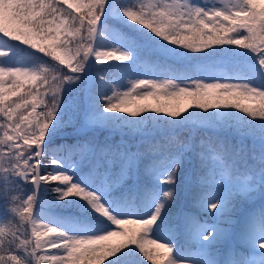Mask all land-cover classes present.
<instances>
[{"label":"snow or ice","instance_id":"1","mask_svg":"<svg viewBox=\"0 0 264 264\" xmlns=\"http://www.w3.org/2000/svg\"><path fill=\"white\" fill-rule=\"evenodd\" d=\"M236 57L246 73L217 71ZM194 59L198 75H185ZM144 60L185 68L128 77L126 88L97 70L127 73ZM69 127L121 138L53 147ZM222 129L258 143L259 156L215 134L197 140ZM188 153L200 171L195 212L178 204L193 183ZM41 193L54 195L42 202ZM255 194L264 200V0H0V201L13 218H0V264H143L141 255L151 264H264V206L246 218L239 244L219 251L237 202Z\"/></svg>","mask_w":264,"mask_h":264},{"label":"trees","instance_id":"2","mask_svg":"<svg viewBox=\"0 0 264 264\" xmlns=\"http://www.w3.org/2000/svg\"><path fill=\"white\" fill-rule=\"evenodd\" d=\"M117 3L126 4L125 1H120V0H118ZM114 25L116 27H119L122 31L128 32L132 35H137L136 33H131V29H129L127 26H125L123 24H118V25L114 24ZM11 43L18 44V42H14V41ZM20 47L25 49L26 52L33 51L24 45H21ZM239 52H241V51H239ZM36 55L42 56L43 54L36 53ZM188 55L193 56V57H200V56H203V53H191V52H189ZM18 59L22 60L23 62H28V57L24 53H22L21 56L18 57ZM44 59H47V57H45ZM234 60L239 61V62L243 61V59L240 57H236V58H234ZM113 63H115V62H113ZM197 64H198V60L194 59L191 62V64L187 66V71L184 74L188 75V76H193ZM168 65H173V68L171 71H169ZM184 68H185L184 65L176 64L174 61H171V60H169L167 62H164V61L154 62V61L144 60L140 64L136 65L130 72H127V73L116 72V71L112 70L111 68H109L107 64L97 66V70L103 72L104 75L107 76L109 80L111 78L123 79L126 75H129L131 72L136 71V70L144 71V72H148V73H154V74H162V75L164 74V75H168V77L179 76L180 73L184 71ZM104 90L109 91V86L105 85ZM149 114H150V116L156 115L154 113H149ZM162 115L163 114H161V116ZM125 131H127V129H125ZM64 132L67 133V135L62 136V137H56L54 144H53V147L57 144L64 145L65 147H67L68 145L74 144L76 139L86 140L90 137H95L100 142H104L106 138H108L110 142H117L121 138V133L119 131L112 132L108 128H97L94 130H86L80 137H77V138L70 137L71 134H70L69 130H67V129H63L62 134ZM213 134L218 135L222 139L230 141L232 144H235L238 146L240 145V143L242 141L243 146L246 149L251 151L253 148H255L256 155H257V157L259 156L258 143L254 144L253 140L250 138H241L238 135H235L231 129H222L216 133H213L210 130H202L200 133H198L197 140H199V138L201 136L207 137V136L213 135ZM179 135L181 138H184L188 135V132H179ZM125 139L129 140L130 143H133V144L135 143L134 140H132L131 138H129L127 136H125ZM58 155L60 156V158H66L67 152L59 153ZM189 156L191 157V160H192V166L190 167L189 171H187V172L185 171V172L192 176L193 183L190 184V183L185 182V184L182 186V188L180 189L178 204L181 208L189 209V210L195 212V211H197V209L195 208L194 205H195L197 194L200 192V188H199L198 184L196 183V181L198 180V177L200 175V171L196 167V165L198 164V160L192 153H188L185 156V160L187 158H189ZM52 183L54 184L55 182H52ZM23 188L25 190H29L31 187H30V184H24ZM18 194L22 195V193H18ZM53 195L54 194H52V193H48L47 196H45L43 193H41L40 199L42 202L46 199L51 200ZM251 202L252 203L255 202L253 204L254 209H260L262 206H264V200H261L259 195L255 194L251 199L244 200V201H238L235 209H238L240 207V205H248V204L250 205ZM46 207H48V206L46 205ZM70 211H72V210H70ZM73 214H75V213L73 212ZM200 215H201V219H204V220L209 219V213H207V212H201ZM0 218H3L5 222L13 219L11 216H9L5 213L2 201H0ZM237 229L240 230V227L238 226ZM176 244H177V248H179L181 245L184 244V238L181 236V238L176 241ZM105 264H108V262L105 261Z\"/></svg>","mask_w":264,"mask_h":264},{"label":"rangeland","instance_id":"3","mask_svg":"<svg viewBox=\"0 0 264 264\" xmlns=\"http://www.w3.org/2000/svg\"><path fill=\"white\" fill-rule=\"evenodd\" d=\"M120 1H125L126 2V4L127 3H129L130 2V0H120ZM117 2H118V0H117ZM192 2L193 3H196V4H199V3H201L202 2V0H192ZM208 2H209V4H212V3H214V2H216V0H208ZM110 26H114V25H112V24H110ZM145 31H147V30H145ZM149 35H152L151 33H149ZM158 39V38H157ZM232 49L234 50V51H236V52H239V51H241V52H243V51H245V50H242V49H239L238 47H236V46H232ZM178 50L179 51H187V50H185V49H179L178 48ZM206 51H208V52H212L213 51V49H208V50H206ZM189 53V52H188ZM47 59H50V58H47ZM249 63H251V64H256V61H255V59L254 58H252L250 61H249ZM105 65V64H104ZM197 66V65H196ZM216 68H217V71H226V72H228L229 74H234L235 72H237V71H242V72H247L248 71V68H247V66H246V62L243 60V61H241V62H239V63H233V62H230V63H227V64H224V63H217V65H216ZM65 71H67V69H65ZM196 75H198V73L195 71L194 72V74H193V77L194 76H196ZM144 76H147V77H157V78H159V79H165V78H170V77H168V75H159V74H154V73H148V72H142V71H139V70H136V71H133V72H131L129 75H126L123 79H115V78H111L110 80H113V79H115L116 80V86L117 87H123V88H126L127 86H128V83H129V81H128V77H144ZM77 95V97L79 98V94H76ZM190 111H191V109H190ZM144 115H147V116H150V114L149 113H146V114H144ZM164 119H171V118H169V117H163ZM77 127H79V124H77ZM67 130H69V132H70V134L71 133H76V128H73V127H69V128H66ZM85 130H87V129H85ZM85 130H83L81 133H83ZM63 136H66L67 135V133H63L62 134ZM185 165H187L186 167H185V171L187 172V171H189L190 170V167L192 166V161L190 160V158H188L187 160H185ZM30 187H31V185H30ZM243 207V205H240V207L238 208V209H235V211H234V215H236V214H238V213H240L239 214V216H238V219H237V225L240 227V230H241V227H242V225H243V223L245 222V220H246V218L249 216V215H255V216H258V214L256 213V212H254V211H252L251 209H247V210H245V211H243L242 213H241V208ZM240 230L239 229H237V231H236V233H235V235H234V237H232V239L227 243L230 247H228V248H226V251H225V253H224V255L225 254H227V253H230L231 252V248H233L234 246H236V245H238L239 244V233H240ZM220 247H221V245H219ZM232 246V247H231ZM219 247V248H220ZM50 251H56V250H50ZM141 260H143V264H151V262L150 261H147L146 259H144L143 258V256L141 255L140 257H139ZM109 259H111V258H109ZM107 261V260H106ZM108 262V261H107Z\"/></svg>","mask_w":264,"mask_h":264},{"label":"clouds","instance_id":"4","mask_svg":"<svg viewBox=\"0 0 264 264\" xmlns=\"http://www.w3.org/2000/svg\"><path fill=\"white\" fill-rule=\"evenodd\" d=\"M20 223L23 224V223H25V221L24 220H20Z\"/></svg>","mask_w":264,"mask_h":264}]
</instances>
